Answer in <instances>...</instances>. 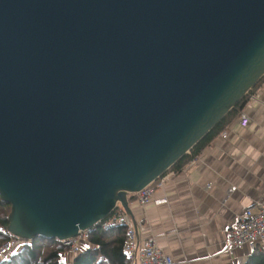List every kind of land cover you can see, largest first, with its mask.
Masks as SVG:
<instances>
[{
  "label": "water",
  "instance_id": "water-1",
  "mask_svg": "<svg viewBox=\"0 0 264 264\" xmlns=\"http://www.w3.org/2000/svg\"><path fill=\"white\" fill-rule=\"evenodd\" d=\"M263 77L264 0H0L10 235L75 238L118 205L131 217L129 196Z\"/></svg>",
  "mask_w": 264,
  "mask_h": 264
},
{
  "label": "crops",
  "instance_id": "crops-1",
  "mask_svg": "<svg viewBox=\"0 0 264 264\" xmlns=\"http://www.w3.org/2000/svg\"><path fill=\"white\" fill-rule=\"evenodd\" d=\"M242 113L251 119L247 128L239 124ZM197 158L156 193L168 204L130 206L139 246L152 241L175 264H246L254 251L228 244L238 216L264 207V79ZM75 256L68 252L64 260L72 264Z\"/></svg>",
  "mask_w": 264,
  "mask_h": 264
},
{
  "label": "built area",
  "instance_id": "built-area-1",
  "mask_svg": "<svg viewBox=\"0 0 264 264\" xmlns=\"http://www.w3.org/2000/svg\"><path fill=\"white\" fill-rule=\"evenodd\" d=\"M239 124L243 128H247L251 124L250 117L242 113L240 115ZM227 133L224 132L222 137L225 138ZM190 154V152L188 153ZM198 162V158L191 159L185 164L182 171L188 170L195 166ZM176 171L170 169L157 180L146 186L140 192L133 194L134 199L129 200V206L133 203L139 206H146L148 204H155L161 206L168 204L167 197L156 198V193L163 191L165 184L174 176ZM100 226L103 229L111 227L125 226L128 231V238L124 246V253L129 259V264H175L174 259L163 252L154 242L148 241L140 248L138 228L135 227L130 215L118 205L113 213L105 220L98 223L91 230L80 231L75 238L61 241L62 245L68 247L72 252L79 251L81 243H88L90 234ZM12 238L0 245V261L7 259L13 251L23 246L29 241L22 240L20 238L10 235ZM230 249L241 250L245 247L251 248L253 251L256 248L264 250V207L255 211L253 208H248L243 214L238 216L235 227L230 231L229 244ZM242 264H245L243 262Z\"/></svg>",
  "mask_w": 264,
  "mask_h": 264
},
{
  "label": "trees",
  "instance_id": "trees-1",
  "mask_svg": "<svg viewBox=\"0 0 264 264\" xmlns=\"http://www.w3.org/2000/svg\"><path fill=\"white\" fill-rule=\"evenodd\" d=\"M258 82L255 88L263 81ZM253 89L250 91L253 92ZM249 94L229 112L226 117L207 134L190 152L178 161L171 169L177 172L191 159L197 158L200 152L220 134L228 120L238 112L239 107L248 99ZM134 199L133 194L129 200ZM11 205L4 202L0 197V245L9 241L12 237L9 233V216ZM128 238L125 226L103 229L100 226L90 234L89 248L76 252L72 264H129V259L124 253V246ZM70 252L68 247L62 245L61 241L55 239H44L37 237L25 243L0 264H66L64 255ZM246 264H264V250L256 248Z\"/></svg>",
  "mask_w": 264,
  "mask_h": 264
},
{
  "label": "rangeland",
  "instance_id": "rangeland-1",
  "mask_svg": "<svg viewBox=\"0 0 264 264\" xmlns=\"http://www.w3.org/2000/svg\"><path fill=\"white\" fill-rule=\"evenodd\" d=\"M81 244H88V243H81ZM81 244H80V248L79 249H81ZM17 250V249H16ZM15 250V251H16ZM70 252H72L71 250H70ZM73 254H74V252H73ZM9 258V257H8ZM66 261V260H65ZM66 263L68 264V262L66 261Z\"/></svg>",
  "mask_w": 264,
  "mask_h": 264
}]
</instances>
